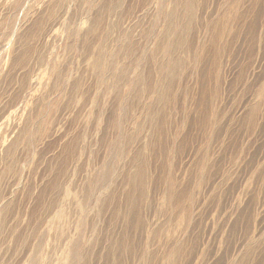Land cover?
<instances>
[{"label":"rangeland","instance_id":"1","mask_svg":"<svg viewBox=\"0 0 264 264\" xmlns=\"http://www.w3.org/2000/svg\"><path fill=\"white\" fill-rule=\"evenodd\" d=\"M0 264H264V0H0Z\"/></svg>","mask_w":264,"mask_h":264}]
</instances>
